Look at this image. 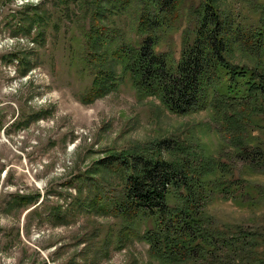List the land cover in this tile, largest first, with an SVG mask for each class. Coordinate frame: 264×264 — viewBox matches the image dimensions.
Returning <instances> with one entry per match:
<instances>
[{
  "label": "rangeland",
  "instance_id": "374dc122",
  "mask_svg": "<svg viewBox=\"0 0 264 264\" xmlns=\"http://www.w3.org/2000/svg\"><path fill=\"white\" fill-rule=\"evenodd\" d=\"M110 1H97L100 18L106 9L117 11ZM198 1L184 3L177 30L158 51L170 45L179 58L185 8ZM90 2L0 0V264H159L125 226L119 232V219L105 214L98 198L91 201L100 194L95 186L111 194L120 186L115 173L102 170V160L164 139L219 160L224 179L247 182V189L216 194L207 206L220 228L241 225L264 233L262 157H237L209 110L173 115L154 97L139 98L128 76L117 90L80 101L91 83L83 61V32L97 11ZM123 7L120 16L106 19L107 13L102 23L135 39L141 6L128 0ZM25 8L43 17L30 33L18 26ZM223 8L242 26L256 20L242 1ZM252 136L262 139L259 132ZM247 139L251 149L254 142ZM171 146L161 145L164 156ZM15 197L25 199L18 203Z\"/></svg>",
  "mask_w": 264,
  "mask_h": 264
},
{
  "label": "trees",
  "instance_id": "16d2710c",
  "mask_svg": "<svg viewBox=\"0 0 264 264\" xmlns=\"http://www.w3.org/2000/svg\"><path fill=\"white\" fill-rule=\"evenodd\" d=\"M92 1L96 8L98 0ZM127 1H110L117 11L106 9L103 19L98 6L84 29L83 61L91 83L80 101L91 103L117 90L128 76L139 98L154 97L173 115L209 110L216 132L236 156L254 152L264 165V0H231L246 3L255 15L254 23L246 26L223 8L230 0H199L197 6L185 8L188 24L178 59L172 46L157 48L177 30L187 0H138L135 39L102 23L107 13L106 19L120 16ZM29 12L25 8L18 22L27 33L43 19ZM253 132L262 139L253 138ZM247 137L254 142L251 149ZM165 142L172 144L165 148L166 156L161 149ZM189 149L164 139L111 155L100 165L118 176L120 186L116 194L95 186L100 194L91 202L98 198L102 211L119 219V232L125 226L159 264H264L260 229L230 224L220 228L207 209L216 194L243 191L247 182L224 179L225 165ZM24 199L15 197L18 203Z\"/></svg>",
  "mask_w": 264,
  "mask_h": 264
}]
</instances>
